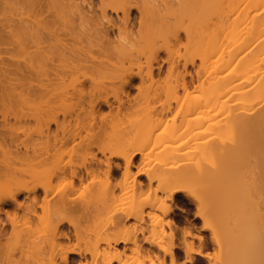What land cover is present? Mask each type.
I'll use <instances>...</instances> for the list:
<instances>
[{
  "label": "bare ground",
  "instance_id": "1",
  "mask_svg": "<svg viewBox=\"0 0 264 264\" xmlns=\"http://www.w3.org/2000/svg\"><path fill=\"white\" fill-rule=\"evenodd\" d=\"M167 3L160 9L142 0H0V50L18 54L14 61L0 59V85L6 84L9 93L0 96V105L7 107L29 99L35 110L31 114L0 113V214H6L4 220L0 219V255H18L16 264H27L29 260V264H74L71 256L80 258L76 264H90L97 258L99 264H133L122 260L126 245H134L133 252L140 250L136 238L129 234L99 236L93 243L81 246V234L70 217L90 218L93 196L81 194L83 197L77 198L80 185L87 179L93 183L100 176L108 182L122 169L120 188L126 200L141 187L137 176L151 182L164 169V164L153 165L131 174L137 156L140 161L151 159L148 148L160 147L163 154L171 155L195 145L199 149L197 160L190 161V166L181 168L170 181L162 182L158 190L167 193L163 201L170 203L175 194L187 187L178 185L185 180L203 181L202 191L208 192L205 181L214 179L236 162L233 159L243 156L231 155L223 163L208 158L224 146V128L229 124L241 128L237 145L245 153L246 149H254L252 169L254 175L264 179V0ZM133 11L137 13L136 32ZM162 11L177 14L167 18L161 15ZM184 18L186 39L192 49L201 48L202 54L198 69L192 73L187 71V65L194 67L193 57L185 60L177 87L187 93L186 77L192 81L194 74L204 75L201 95L188 107L193 117L187 125L206 121L215 127L214 134L208 138L188 134L180 140L159 136V140L154 130L164 122L170 105H162L158 113L152 108L134 113L130 131L120 130L122 124L117 126L114 120L125 118V111L137 98L161 94L156 78L167 62L160 59V54L168 48L158 45L154 38L158 35L163 41L178 43V28ZM209 24L212 30L203 37L194 36L197 27L202 29ZM89 48L97 49L98 55L90 56ZM54 57L61 64H53ZM133 91L135 94L130 96ZM73 98L78 99L79 112L72 110V115L66 111L61 120L57 113L39 111L42 106L50 107L52 99L65 104ZM103 109L107 111L100 113ZM31 121L32 129L27 126ZM52 124L55 129L51 131ZM31 135L43 136L45 142L29 146L24 141ZM79 152L88 158L82 164L73 161ZM98 154L104 159H97ZM63 155L69 159L62 161ZM114 160L122 161V166ZM59 182L63 186L58 190L55 185ZM186 192L196 198L195 192ZM149 195L139 200L129 198L124 202L126 206L120 208L122 219L109 216L104 223L143 221L142 211L149 207L164 216L170 214V204L149 202ZM37 208L41 214H37ZM145 216L157 218L150 212ZM99 217L100 222L105 219ZM65 224L73 228L74 244L70 243L71 233L63 230ZM144 242L152 243L149 237ZM120 244L121 250L115 248ZM185 245L186 253L197 251L192 244ZM159 249L174 263L171 249ZM188 261L192 262V258Z\"/></svg>",
  "mask_w": 264,
  "mask_h": 264
},
{
  "label": "rangeland",
  "instance_id": "2",
  "mask_svg": "<svg viewBox=\"0 0 264 264\" xmlns=\"http://www.w3.org/2000/svg\"><path fill=\"white\" fill-rule=\"evenodd\" d=\"M79 1L76 0V2ZM94 1L98 3V0ZM142 1L153 7H159L160 9L164 4H169L167 0ZM174 14L177 13L171 11L161 12V15L167 18ZM111 16L114 18L115 15L111 14ZM131 16L135 17L133 32H136L138 30L136 11H133ZM182 21L183 23L178 28L180 35V41L178 43L171 44L169 41H163L158 35H155L154 38L158 45L163 44L168 48L166 52H161L160 54V59L167 60V62L163 63L162 70L156 78L161 88V94L155 98H147L144 96L137 98V102L125 111L128 114L126 116L127 118L114 120L115 124L117 122V126L118 123L119 125L120 123L122 124V126L118 127L119 129L121 127L120 130L130 131V128L134 126V123H131L134 121V118L131 116L132 114L144 113L150 108L158 113L162 105H170L171 110L164 114V122L154 130V134H157L159 140L162 139L159 136L166 137L167 140L170 137L180 140L179 138L187 136L188 134L197 133L201 135L200 137L205 136L206 138L214 134L215 127L211 126L209 122L200 121L191 126L187 125V121L193 117V115L189 114L188 107L201 95L200 83L204 75L200 74L197 76L194 74L192 81H189L188 76L186 77V80L189 82L187 93L183 92L180 87H177L181 82L180 75L183 73L182 65L185 60L193 57L194 67L187 65V71L192 73L198 69L200 63L199 57L202 54L201 48L196 50L191 48V44L183 32V29L187 26V21L185 18ZM210 30H212V25L209 24L202 29L197 27L193 33L198 38L203 37ZM87 50L90 56L98 55L97 49L95 48H89ZM17 56L18 54L15 51L5 54L0 50V59L7 57L8 61L10 59L14 61ZM123 62L125 66L128 65L127 60ZM52 63L61 64L57 57L52 59ZM76 80L80 81L81 79L77 78ZM31 82L33 84L34 80H31ZM6 87L4 83L0 85L1 97L9 94L8 88ZM133 94H135V91L131 92L130 96ZM109 99L114 106L113 98L110 97ZM32 103L29 99H25L20 103L7 107L0 105V113L31 114L35 112ZM61 103L62 105H60ZM63 104L60 100L52 99L51 106L49 104L51 108L42 106L39 111L44 112L48 110L49 113H57L59 120L62 119L61 114L66 111H69L72 115L79 112V108H76L79 107L77 98H73ZM52 106L55 107L53 108ZM106 111L107 109H103L99 112L104 113ZM27 126L32 129L34 122L31 121ZM54 129L55 125L52 124L50 130L52 131ZM240 134L241 128L239 126L235 124L225 126L224 146L208 157L209 159L217 161L216 163H223L231 155L243 154L241 158L233 159L236 162L228 165L220 175H216L214 179L205 181L209 185L210 190L203 193L202 190L205 188L203 181L192 183L185 180L182 183L179 182L178 185H182L183 188L185 186L187 187L184 191L175 194L174 202L171 203L167 199L163 201L167 193H160L158 186L162 182L170 181L172 176H175L181 168L190 166V161H196L199 152L198 147L195 145L185 146L171 155L163 154L164 152L160 147L148 148L146 151H150L153 155L151 159L140 161L138 160V156L134 159V166L130 170L131 174L135 175L139 169L143 170L153 165L158 166L164 164V169L151 182H148L144 176H137L136 179L141 187L136 189L134 195L127 197L126 200L129 198L139 200L147 196V194H150L149 202L171 205V209L173 210L166 216L160 211L149 207L144 208L142 211L143 221L128 220L124 222V225H114L110 220L104 223L109 216L115 220L121 218L122 213H119L120 208L126 206L124 203L126 200L122 196L124 190L120 188L123 182L122 169L117 174V177L108 182L103 176L95 179L93 183H91L90 179L84 181L75 196L77 198L78 195H80V198L83 196L89 197V195L93 196L92 216L84 220H77L74 216V218L69 216L76 224V230L81 234V246L83 247L93 243L99 236L114 238L125 233L135 237L137 244L140 245L138 253L133 252L134 245H126L127 249L124 252L122 260L133 264H264V179L258 177V174L254 175L255 172L250 162L254 149H246L245 153V150L237 145ZM159 140H157L158 143L160 142ZM43 142H45V137L37 135H31L30 139L24 141L29 146L42 145ZM67 156L63 155L61 160L67 161L69 159V156ZM96 158L104 159L99 154ZM87 160L88 158L81 155L80 152L73 157V161L77 164H82ZM114 161L119 164L121 163L122 166V161ZM172 183L177 185L175 181ZM62 186L63 184L61 182L55 185L58 190ZM98 187L100 188L98 189ZM186 189L195 192L196 194L194 193V195H196V198L192 199L187 196ZM39 194L42 196L41 192ZM98 196L100 197V202H98ZM22 199L23 197L21 196L20 200L22 201ZM5 210H10V208H5ZM98 212H100V215H98ZM147 212H150V215L155 214L157 218L155 220L153 218H147L145 216ZM37 214H41L40 208H37ZM97 215L105 219L100 222V220L98 221ZM5 218V213L0 214V219L4 220ZM65 227H63V230L71 233L70 243L74 244L76 241L73 236V228L66 224ZM146 237H149L152 243L144 242V238ZM215 241L219 242V245ZM185 244H192L193 249L195 247L194 250L197 251L186 253ZM103 247L104 245L100 246V248ZM122 247V244L115 246L118 250H121ZM159 247L171 249L175 255L174 263L170 262L169 255L165 254ZM198 251L199 253H197ZM86 256L87 260L90 261L88 255ZM190 257L192 258V262L188 261ZM17 258L18 255H0V264H16ZM71 259L74 264L80 260L78 256H71ZM29 261H27V264H29ZM99 263L100 260L97 258L96 262L93 261L90 264Z\"/></svg>",
  "mask_w": 264,
  "mask_h": 264
}]
</instances>
